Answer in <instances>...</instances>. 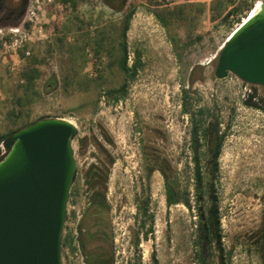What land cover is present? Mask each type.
Returning a JSON list of instances; mask_svg holds the SVG:
<instances>
[{
  "label": "rangeland",
  "instance_id": "1",
  "mask_svg": "<svg viewBox=\"0 0 264 264\" xmlns=\"http://www.w3.org/2000/svg\"><path fill=\"white\" fill-rule=\"evenodd\" d=\"M16 1L20 7L21 0ZM146 1L127 0V8H137L128 32L130 64L139 51L143 68L134 81L128 82L125 98L118 104L103 91L125 84L118 66H108L109 51L117 47L118 40L114 41L112 33L97 55L94 38L99 30H110L119 23L123 13L109 8L104 0H75L76 7L71 2L53 0L41 6L33 21L26 24L24 16L15 24L0 27V132L11 125L10 112L21 109L15 100L23 94L20 76L27 59L38 57L42 96L23 108L25 119L61 118L78 128L73 143L78 175L63 236L74 231L89 209L85 174L91 165H99L109 174L107 198L112 208L115 264H194L196 210L192 214L182 204L168 208L163 175L155 171L148 179L146 168L153 160L164 166V159H168L195 204L189 164L190 123L181 108L182 86H190L193 104L214 111L227 131L218 174L225 245L227 249L236 245L233 264H259L253 243L261 238L264 228V111L250 108L245 100L253 93L264 98V88L247 84L231 73L222 80L214 74L220 51L239 23H214V0H169L172 7L188 5V19L174 22L171 32L181 40L189 34L200 37L192 46L180 48V61L164 28L143 6ZM248 1L253 4L258 0ZM33 5H37L35 0H30L28 7ZM21 28L27 31L26 37L13 32ZM86 34L92 39L86 63L82 59L74 61L67 48L89 40ZM25 47L31 52L26 59L21 56ZM199 65L204 67V79L191 86L190 74L196 68V77H200ZM99 70L107 80L102 91L66 84L68 75L93 77ZM53 78L56 85L52 89ZM142 204H146L147 217L140 211ZM137 234L141 237L138 248L134 246ZM81 263V257L62 248V264Z\"/></svg>",
  "mask_w": 264,
  "mask_h": 264
},
{
  "label": "trees",
  "instance_id": "2",
  "mask_svg": "<svg viewBox=\"0 0 264 264\" xmlns=\"http://www.w3.org/2000/svg\"><path fill=\"white\" fill-rule=\"evenodd\" d=\"M64 3L71 2L76 7L75 0H63ZM105 4L115 12L123 13L121 21L112 25L110 30L101 29L95 35V53L101 54L104 50L109 37L114 33L118 40L117 47H111L109 51V67L118 66L125 75V84L116 89H103L105 87L104 74L99 70L93 76L80 77L77 73L66 77V84L74 86L76 89L90 90L100 89L109 100H113L114 104H118L125 98L128 82H132L137 77L142 64L141 52L134 53L133 62L130 64V52L128 46V32L131 22L136 13L137 8L131 6L127 8V0H104ZM145 9L153 14L159 24L167 33L168 39L172 44L174 52L178 60H182L180 48L192 46L196 39L191 34L186 40L179 39L171 32L172 25L176 21L188 19L186 17V8L188 5H178L172 7L171 1L164 0H147L143 3ZM212 20L218 25L225 23L238 22L243 23L253 11V4L248 0H214L212 7ZM238 25V26H239ZM81 29V27H79ZM89 40L84 41L82 45H69L67 51L71 58L76 61L84 60L86 63V50L90 46L92 40L89 34H86ZM61 47L65 48L63 39H60ZM1 47V42H0ZM27 47L21 51V56H25ZM27 65L21 73V80L24 81L23 94L15 100L17 106L21 109L19 112L11 111L9 119L11 125L6 132H0V143L17 131L44 119L39 118L35 121H28L23 115V108L31 106L37 99L41 98L38 81L42 78L40 70V60L38 57L32 56L27 59ZM200 69V77H196V68L192 69L190 74V85L193 86L197 81L204 79V67L198 66ZM50 85L53 89L56 85ZM192 89L184 84L182 86L181 108L182 114L187 117L189 125V149L191 152L190 162L192 165V181H193V197L194 205L191 203V195L189 189L184 187L177 172L172 171L171 162L164 159V166L160 161H152L146 165L147 177L150 179L155 171H160L164 177V188L166 196V204L168 208L185 205L192 214L196 210V216L193 220L192 244L194 251V264H233L232 258L236 250V245L227 249L221 226L220 207L218 200V174L220 172L219 159L226 140L227 131L222 129L219 116L205 106H195L193 104ZM245 104L250 108L264 111V98H259L257 93L249 96L245 100ZM29 117V116H28ZM23 120L20 123V120ZM146 163L148 160H145ZM160 162V163H159ZM109 174L103 171L99 165H91L85 174V184L88 192L89 209L78 224V243L74 231L66 232L62 239V248L69 250L73 256L83 257L84 264H115V245L114 233L111 223V205L107 198V183ZM74 195V188L71 189V196ZM140 211L147 217L148 211L146 204H142ZM74 214V213H73ZM68 215V214H67ZM75 216V214H74ZM154 223V215L150 216V230ZM145 224V222H144ZM147 236V233H144ZM141 237L137 234L134 237V246L139 247ZM254 251L258 257L259 264H264V228L261 238L253 243ZM137 264H143L138 261Z\"/></svg>",
  "mask_w": 264,
  "mask_h": 264
},
{
  "label": "water",
  "instance_id": "3",
  "mask_svg": "<svg viewBox=\"0 0 264 264\" xmlns=\"http://www.w3.org/2000/svg\"><path fill=\"white\" fill-rule=\"evenodd\" d=\"M30 0H22V14ZM252 13V12H251ZM224 43L214 71L264 88V0ZM77 126L46 118L4 141L0 160V264H62V239L78 175Z\"/></svg>",
  "mask_w": 264,
  "mask_h": 264
},
{
  "label": "built area",
  "instance_id": "4",
  "mask_svg": "<svg viewBox=\"0 0 264 264\" xmlns=\"http://www.w3.org/2000/svg\"><path fill=\"white\" fill-rule=\"evenodd\" d=\"M42 1V2H41ZM46 1V2H45ZM237 1H241V0H237ZM260 1H263V0H258L256 2H253V9H255L258 5V3ZM53 0H35V3L37 5H33L32 7H28L27 8V11H26V14H25V23L27 24L28 23V20L29 21H33V17L37 15L38 11H40L41 9V6L44 4H50L52 3ZM245 21V19H243V22ZM15 34H19V36H23L25 34V32H27L24 28H21V29H15V31H13ZM27 34H25V37H26ZM24 37V36H23ZM24 41V40H23ZM21 41V42H23ZM31 55V52L30 51H27L25 52V56L23 57L24 59H26L27 57H29ZM22 83H24L23 80H21ZM7 150L4 146V141L0 143V160L3 158V156L6 154ZM78 225L77 227L74 229V235L76 236V243H78ZM79 244V243H78ZM81 261L82 263L81 264H84V258L81 257Z\"/></svg>",
  "mask_w": 264,
  "mask_h": 264
},
{
  "label": "flooded vegetation",
  "instance_id": "5",
  "mask_svg": "<svg viewBox=\"0 0 264 264\" xmlns=\"http://www.w3.org/2000/svg\"><path fill=\"white\" fill-rule=\"evenodd\" d=\"M26 11L22 14V0L20 7L16 0H0V27L19 22L25 16Z\"/></svg>",
  "mask_w": 264,
  "mask_h": 264
},
{
  "label": "bare ground",
  "instance_id": "6",
  "mask_svg": "<svg viewBox=\"0 0 264 264\" xmlns=\"http://www.w3.org/2000/svg\"><path fill=\"white\" fill-rule=\"evenodd\" d=\"M261 4H262V1H260V2L258 3L257 7H256L255 9H253V11H252L251 14H255V13H257V12L260 10ZM246 19H247V18H246ZM246 19H245V20H246ZM239 26H240V25H239ZM239 26H238V27H239ZM238 27H237V28H238ZM237 28H236V29H237ZM236 29H235V30H236ZM235 30H234V31H235ZM234 31H233V32H234ZM233 32L230 34V36L233 34ZM230 36H229V37H230ZM229 37H228V38H229Z\"/></svg>",
  "mask_w": 264,
  "mask_h": 264
}]
</instances>
